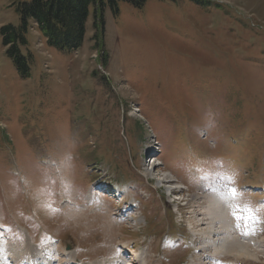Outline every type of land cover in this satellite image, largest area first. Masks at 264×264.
I'll list each match as a JSON object with an SVG mask.
<instances>
[{
	"label": "rangeland",
	"instance_id": "374dc122",
	"mask_svg": "<svg viewBox=\"0 0 264 264\" xmlns=\"http://www.w3.org/2000/svg\"><path fill=\"white\" fill-rule=\"evenodd\" d=\"M13 1L0 0V264L26 245L51 264L67 252L132 264L127 247L139 264H264V223L235 228L252 258L214 256L193 230L214 193L196 169L214 160L241 202L264 204V0L119 1L99 39L90 8L77 49L49 46L30 22L16 43L25 68L1 35L20 24ZM41 187L54 215L36 207Z\"/></svg>",
	"mask_w": 264,
	"mask_h": 264
},
{
	"label": "trees",
	"instance_id": "16d2710c",
	"mask_svg": "<svg viewBox=\"0 0 264 264\" xmlns=\"http://www.w3.org/2000/svg\"><path fill=\"white\" fill-rule=\"evenodd\" d=\"M119 1L141 7L147 0H15L12 4L19 13L20 24L1 27L3 44L8 48L9 57L24 67L25 58L16 43H26L25 34L33 22L49 46L59 50L77 49L84 38L90 8L93 10L94 27L100 29V34L95 33V38L99 39L103 37L105 7L117 12ZM192 1L199 3V0Z\"/></svg>",
	"mask_w": 264,
	"mask_h": 264
},
{
	"label": "bare ground",
	"instance_id": "6f19581e",
	"mask_svg": "<svg viewBox=\"0 0 264 264\" xmlns=\"http://www.w3.org/2000/svg\"><path fill=\"white\" fill-rule=\"evenodd\" d=\"M149 174V169L147 168L145 171V175ZM166 178L171 179V175L165 176ZM169 182V181H168ZM173 187L170 188L176 189L178 187L177 182H171ZM176 187V188H175ZM169 189V192H170ZM175 193V191H171ZM104 194L103 192H100ZM194 196V197H193ZM175 197V195H174ZM193 199H200L198 195H192ZM203 202L198 204L200 207L201 215L200 218L203 222L199 224L201 226L199 230H195L196 235H202L204 240V245L201 248H206V250H213V255H224L229 254L235 255L239 258L242 257H257L259 254L253 246H249L240 237L237 235L235 231V223L230 215L229 208L220 200L216 193H208L203 196ZM193 220V219H192ZM194 222V221H193ZM198 222V221H197ZM205 225V227H202ZM198 226V227H199ZM216 235H221L219 237V241H215L214 238ZM224 235V236H223ZM223 236V237H222ZM224 238V239H223ZM217 239V238H216ZM243 239V238H242ZM249 242V241H248ZM28 247L22 246L18 251L10 250V261L9 264H51L49 260L38 262L37 261V252L36 250L31 249L29 245ZM259 247V246H258ZM126 252H134L132 247L125 248ZM260 252V251H259ZM261 253V252H260ZM137 258V262L132 264H139V256H135ZM82 262L78 257L70 255L68 252L64 254V261L62 264H79ZM109 262V261H108ZM54 262L53 264H55ZM110 263V262H109ZM126 260H121V264H125ZM6 264V263H5Z\"/></svg>",
	"mask_w": 264,
	"mask_h": 264
},
{
	"label": "snow or ice",
	"instance_id": "6c2138e0",
	"mask_svg": "<svg viewBox=\"0 0 264 264\" xmlns=\"http://www.w3.org/2000/svg\"><path fill=\"white\" fill-rule=\"evenodd\" d=\"M216 171L205 172L202 168H197L196 171L201 173L198 177L199 181L213 182L206 183V187L218 195L220 200L229 208L230 215L235 221L234 227L240 231L241 235L248 236L255 234L258 225L264 223V204L260 206H253L250 201H242V192L235 184V174L224 169L223 161L214 160ZM27 183V182H25ZM54 183V181H53ZM218 183L220 187L215 186ZM67 188V186H65ZM53 193L50 188L41 187L36 190L34 200H36V207L49 215H54L60 209L55 207Z\"/></svg>",
	"mask_w": 264,
	"mask_h": 264
},
{
	"label": "water",
	"instance_id": "95a60500",
	"mask_svg": "<svg viewBox=\"0 0 264 264\" xmlns=\"http://www.w3.org/2000/svg\"><path fill=\"white\" fill-rule=\"evenodd\" d=\"M64 244H65V249H66V250H70V249H72V243H71V242L64 241Z\"/></svg>",
	"mask_w": 264,
	"mask_h": 264
}]
</instances>
